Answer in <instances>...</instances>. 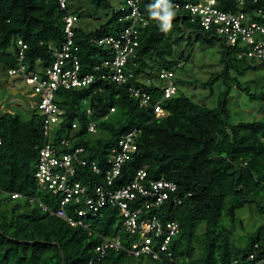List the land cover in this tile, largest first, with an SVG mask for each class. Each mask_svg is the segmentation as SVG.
Returning a JSON list of instances; mask_svg holds the SVG:
<instances>
[{
	"label": "trees",
	"instance_id": "trees-1",
	"mask_svg": "<svg viewBox=\"0 0 264 264\" xmlns=\"http://www.w3.org/2000/svg\"><path fill=\"white\" fill-rule=\"evenodd\" d=\"M152 1L159 8L165 0H142L141 11L149 24L139 27L137 68L130 84L150 94L152 105L141 108L128 86L108 82H96L82 90L59 91L57 102L65 110L66 120L54 132V143L67 138L73 147L85 149L80 158L87 165L75 163L74 180L92 187L103 183L102 175L92 171V163L104 165L112 150L119 148L121 138L136 130L137 150L128 153L118 187L131 183L136 173L143 170L147 181L165 179L176 183L177 194L182 197L191 194L186 204L164 205L163 216L157 209L146 212V217L152 213L163 221L179 224L180 233L169 246L171 256L155 248L160 255L158 260L152 255L128 257L124 251H111L98 260L96 248L122 229L123 217L118 209L107 207L96 215L88 214L84 217L88 228L70 226L56 215L63 195L43 190L34 176L39 148L47 141L44 120L34 109L28 120L10 112L0 116V264H264V224L239 242L234 236L235 228L244 229L237 216L240 210L255 208L264 215V115L235 123L230 120L229 110V97L234 90L246 94L250 101L264 104V90L253 92L250 82L244 79L250 71L264 70V63L239 58L238 46H227L223 38L213 36L214 30L206 31L198 20L193 22L187 11L166 19H152ZM118 2L98 28L88 31L77 23L74 42L79 47L82 71L92 70L111 56L94 40L116 36L128 26V22L119 21L123 14ZM217 2L219 9L239 11L235 0ZM66 3L62 10L60 0H0V75L17 68L18 40L28 45L26 64L32 71L38 59L44 65L54 60L50 45L61 47L65 42L67 16L75 15L79 21L85 16L98 19L85 9H108L111 5L109 0ZM257 8L264 9V0L256 4L249 0L242 10ZM179 15H184L183 22ZM193 40L203 50L222 41L218 51L221 67L211 72L203 85L211 89L215 84L224 87L217 107L199 104L178 87V72L185 71L194 58ZM163 71L173 73L175 93L169 99L163 95L168 86V81L160 78ZM157 105L163 107L165 115H155ZM91 120L97 122L95 133L87 131ZM74 123L78 129H72ZM71 151L72 148H64L65 153ZM14 193L21 197L13 199L10 195ZM145 198L148 199L139 196L135 204L138 206ZM80 208L81 205H69L66 213L76 217ZM123 238L129 240L130 235L124 234Z\"/></svg>",
	"mask_w": 264,
	"mask_h": 264
},
{
	"label": "built area",
	"instance_id": "built-area-1",
	"mask_svg": "<svg viewBox=\"0 0 264 264\" xmlns=\"http://www.w3.org/2000/svg\"><path fill=\"white\" fill-rule=\"evenodd\" d=\"M118 8L123 16L120 22H128L118 35L94 40L93 43L109 50L111 56L103 59L92 70L82 71L81 61L77 53L79 47L74 42L75 27L79 19L75 15L66 17L65 42L61 47L50 45L54 60L44 65L37 60L32 71L26 64L25 53L28 45L17 41V68L8 70L10 77H16L19 82L30 88V97L34 98L33 104L38 114L44 120L45 144L39 148V159L35 167L34 176L43 190H51L63 195L62 207L56 215L66 220L73 227L80 226L88 228L84 217L88 214H98L107 207L117 208L119 215L123 217L122 229L116 236L104 239V242L96 248L98 260L104 258L109 252H126L127 256L140 258L143 255H152L159 259L160 252H168L169 246L179 234V225L174 221L163 222L155 215H148L151 210H160L166 204L180 206L186 203L187 197L177 194L178 188L174 182L161 179L158 181H147V174L140 170L136 173L131 183L118 187V179H121L122 168L129 158L128 153L137 150V131L134 130L121 138L119 148L113 149L104 165L92 163V171L101 174L103 183L90 187L74 180L76 175L75 163L79 166H86L87 161L82 160L80 155L85 152L83 147H73L72 141L62 138L57 144L54 142V132L65 123L66 113L57 102L59 91L82 90L96 82H108L117 86H128L132 97L139 99L141 108L151 106L152 96L142 88H137L131 80L135 79L137 68L136 57L139 47L140 26H147L149 20L141 11L142 0H119ZM239 11L230 12L219 9L217 0H186L176 2L165 0L156 8L152 1L149 6V14L152 19L160 20L178 16L180 11H187L192 21H199L200 27L206 31L214 30L213 36L223 38L229 47H237L241 51L239 58H250L264 63V9L257 8L243 11L245 3L249 0H235ZM253 4L258 0H252ZM62 10L66 9V0H60ZM242 10V11H241ZM182 22L184 15H179ZM160 78L168 81V86L163 89L166 99L171 98L175 93L172 82L173 73L163 71ZM22 79V80H21ZM151 80H148V84ZM13 89H18L16 83ZM87 106V101H83ZM115 109H111L114 112ZM154 113L157 117L165 115L161 105L154 106ZM90 115V110L88 109ZM108 118L107 116L105 117ZM79 125L74 123L72 129H78ZM89 133L97 131V122L89 121L87 125ZM1 147V142H0ZM64 148H72L70 153H65ZM13 199L21 197V194L10 195ZM147 197L143 203L135 204L138 197ZM35 202V199H30ZM46 210V207L40 203ZM69 205H81L77 210L76 217L66 213ZM163 213V211H162ZM145 214V215H144ZM142 216V217H141ZM129 234V240L123 238ZM157 240L158 243H154ZM167 255L170 257L171 253Z\"/></svg>",
	"mask_w": 264,
	"mask_h": 264
},
{
	"label": "rangeland",
	"instance_id": "rangeland-1",
	"mask_svg": "<svg viewBox=\"0 0 264 264\" xmlns=\"http://www.w3.org/2000/svg\"><path fill=\"white\" fill-rule=\"evenodd\" d=\"M109 1L111 5L108 9L103 7L94 8L93 6L85 9L93 12L94 16L98 19L85 16L80 19L78 26L89 31L105 23L107 21L106 14H111V7L115 8L119 5L118 0ZM85 10H83L84 14ZM193 43L194 58L187 64L185 71L180 70L178 72V87L181 93L192 97L199 104L213 108L217 107L220 98L223 96L222 92L224 91V87L215 84L211 89L205 88L203 85L210 78L211 72L221 67L218 51L222 49V41H215L213 47L205 50L201 49L199 43L194 42V40ZM183 45L185 46L186 44L184 43ZM189 50V48L186 50V54ZM244 79L250 82L249 87L253 92L264 90V70L262 68L248 72ZM19 81L16 77H10L7 74L0 75V116L10 112L20 115L24 120H28L35 109V105L33 104L34 98L30 97V88ZM16 83H18V91L20 93L14 95L13 93L17 92V89H13ZM13 90L15 91L12 92ZM263 107L264 104L250 101L246 94L238 90H234L230 94V120L235 123L263 118ZM237 216L244 225L243 230L238 227L234 229V236L237 242L247 233L256 230L260 225L264 224V215H260L255 208H244L238 212ZM200 228L202 229L203 226Z\"/></svg>",
	"mask_w": 264,
	"mask_h": 264
},
{
	"label": "clouds",
	"instance_id": "clouds-1",
	"mask_svg": "<svg viewBox=\"0 0 264 264\" xmlns=\"http://www.w3.org/2000/svg\"><path fill=\"white\" fill-rule=\"evenodd\" d=\"M18 90V89H17ZM20 93V92H19ZM176 184V183H175ZM190 194V193H189ZM187 197V196H186ZM191 197V196H190ZM190 197H187V198H190ZM184 204H186V203H184ZM183 205V204H182ZM174 206V205H173ZM181 206V205H180ZM174 207H177V206H174ZM162 210V209H161ZM163 211V210H162ZM162 211H161V216H163L164 214H165V212H163L162 213ZM163 221V220H162ZM163 222H169V221H163ZM174 222H176V221H174ZM177 223V222H176ZM178 224V223H177ZM179 225V224H178ZM179 233H180V226H179ZM179 235V234H178ZM129 257V256H128Z\"/></svg>",
	"mask_w": 264,
	"mask_h": 264
},
{
	"label": "crops",
	"instance_id": "crops-1",
	"mask_svg": "<svg viewBox=\"0 0 264 264\" xmlns=\"http://www.w3.org/2000/svg\"><path fill=\"white\" fill-rule=\"evenodd\" d=\"M15 90H13L12 92H14ZM16 94H19V91L17 90Z\"/></svg>",
	"mask_w": 264,
	"mask_h": 264
},
{
	"label": "water",
	"instance_id": "water-1",
	"mask_svg": "<svg viewBox=\"0 0 264 264\" xmlns=\"http://www.w3.org/2000/svg\"><path fill=\"white\" fill-rule=\"evenodd\" d=\"M14 95H16V92L15 93H13Z\"/></svg>",
	"mask_w": 264,
	"mask_h": 264
}]
</instances>
